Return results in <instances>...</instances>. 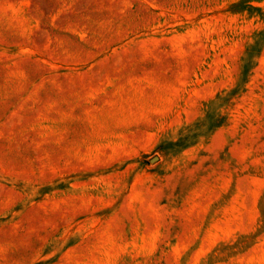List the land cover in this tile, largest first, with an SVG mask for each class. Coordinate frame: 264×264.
<instances>
[{
    "label": "rangeland",
    "instance_id": "obj_1",
    "mask_svg": "<svg viewBox=\"0 0 264 264\" xmlns=\"http://www.w3.org/2000/svg\"><path fill=\"white\" fill-rule=\"evenodd\" d=\"M0 264H264V0H0Z\"/></svg>",
    "mask_w": 264,
    "mask_h": 264
}]
</instances>
